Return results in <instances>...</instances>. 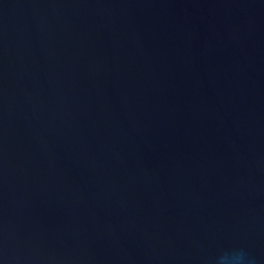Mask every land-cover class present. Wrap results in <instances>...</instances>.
I'll list each match as a JSON object with an SVG mask.
<instances>
[{
    "label": "water",
    "instance_id": "obj_1",
    "mask_svg": "<svg viewBox=\"0 0 264 264\" xmlns=\"http://www.w3.org/2000/svg\"><path fill=\"white\" fill-rule=\"evenodd\" d=\"M0 264H264V0H0Z\"/></svg>",
    "mask_w": 264,
    "mask_h": 264
},
{
    "label": "clouds",
    "instance_id": "obj_2",
    "mask_svg": "<svg viewBox=\"0 0 264 264\" xmlns=\"http://www.w3.org/2000/svg\"><path fill=\"white\" fill-rule=\"evenodd\" d=\"M243 257L241 255H233V256H228V255H224L221 257V260L223 262H228V261H231V260H242Z\"/></svg>",
    "mask_w": 264,
    "mask_h": 264
}]
</instances>
